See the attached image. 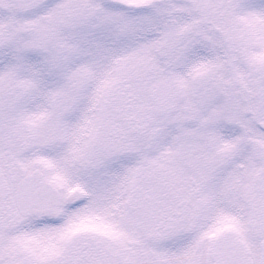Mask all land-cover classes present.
<instances>
[{"label": "snow or ice", "instance_id": "6c2138e0", "mask_svg": "<svg viewBox=\"0 0 264 264\" xmlns=\"http://www.w3.org/2000/svg\"><path fill=\"white\" fill-rule=\"evenodd\" d=\"M0 264H264V0H0Z\"/></svg>", "mask_w": 264, "mask_h": 264}]
</instances>
